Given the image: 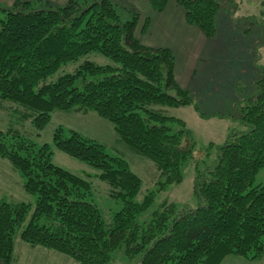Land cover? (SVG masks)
<instances>
[{
  "label": "trees",
  "instance_id": "trees-1",
  "mask_svg": "<svg viewBox=\"0 0 264 264\" xmlns=\"http://www.w3.org/2000/svg\"><path fill=\"white\" fill-rule=\"evenodd\" d=\"M169 1L150 3L162 12ZM176 1L189 24L208 39L215 36L218 0ZM140 17L124 0L0 4V103L9 102L10 111L30 119L38 131L58 110L94 111L114 125L123 143L154 160L169 184L180 182L196 141L167 108H200L176 82L173 51L137 38ZM150 23L147 18L144 33ZM93 52L111 61L91 60L87 56ZM83 57L74 69H65ZM229 117L240 120L244 130L229 133L216 161L199 171L198 205L177 209L165 203L143 222L137 217L153 198L135 200L141 178L126 159L109 155L105 144L74 129L66 135L63 126L53 133L58 149L98 168L110 196L123 202L109 220L89 199L91 182L57 165L49 143L38 144L13 125L0 130V156L19 170L26 193L35 198L0 197V264H17L15 233L22 226L23 241L79 264H120L113 255L119 249L135 259L132 264H221L230 257L264 261V183L255 184L264 167V74L252 94L236 101Z\"/></svg>",
  "mask_w": 264,
  "mask_h": 264
},
{
  "label": "rangeland",
  "instance_id": "rangeland-1",
  "mask_svg": "<svg viewBox=\"0 0 264 264\" xmlns=\"http://www.w3.org/2000/svg\"><path fill=\"white\" fill-rule=\"evenodd\" d=\"M218 2L220 4L217 14L218 32L208 46L209 55L204 56L199 64L193 84L200 110L194 106H187L184 109L167 108L168 114H173L185 122V126L192 131L196 141L192 158L182 167V181L169 184L167 173L163 176L162 170L154 160L139 155L123 143L114 125L94 111L58 110L53 113L46 128L38 131L30 119H24L20 114L16 115L10 111L12 106L10 107L9 102H2L0 130H8L13 125L11 129L17 130L38 144L49 143L53 160L57 165L91 182L89 199L97 204L107 220L115 211L122 208L123 202L110 196V186L100 178L98 168L56 147L53 133L58 126L65 128L66 135L74 129L86 137L101 142L105 144L109 155L120 156L128 161L131 170L139 175L142 181L135 200L143 202L148 197L153 198V204L138 215V221L150 220L154 211L160 210L165 203H173L177 209L197 206L199 198L195 192V183L199 171H205L207 166L216 161L219 146L224 143L229 133L233 130H244L241 121L232 120L229 114L233 112L236 101L244 99L256 90V81L264 74V0H236L235 3H231L230 0H218ZM34 7L40 8L41 3H35ZM87 57L98 63L105 64L111 61L109 57L97 52L90 53ZM85 58L69 64L65 69H74ZM60 73L57 72L54 77ZM176 122L174 126L178 128L179 123ZM258 183H264V167L256 175L255 184ZM0 197L17 201L29 200L32 197L24 189V179L19 170L2 156ZM32 198L34 201L35 198ZM22 229L23 226L15 233L14 257L17 264H79L69 255L31 246L21 239ZM113 255L120 264L135 262V259H128L122 249L115 251ZM241 262V258L231 257L224 261L225 264ZM252 262L264 264V261ZM111 264H118V261Z\"/></svg>",
  "mask_w": 264,
  "mask_h": 264
},
{
  "label": "crops",
  "instance_id": "crops-1",
  "mask_svg": "<svg viewBox=\"0 0 264 264\" xmlns=\"http://www.w3.org/2000/svg\"><path fill=\"white\" fill-rule=\"evenodd\" d=\"M16 1L0 0V4L5 7H12ZM50 1L63 5L69 0ZM124 1L134 5L141 13L140 21L136 28L137 38L146 46L153 48L168 47L173 51L176 59L174 72L176 82L181 88L189 90L195 97L193 84H195L194 80L199 64L203 61L204 56L210 53L208 46L214 41L217 33L214 37L208 39L198 26L189 24L186 19L185 9L176 0H170L166 9L162 12L156 11L151 6L150 0ZM147 18H150L151 23L148 31L144 33L142 29ZM178 108L184 109V107ZM241 259L244 264H255L247 259ZM224 261L222 262L223 264H225Z\"/></svg>",
  "mask_w": 264,
  "mask_h": 264
}]
</instances>
